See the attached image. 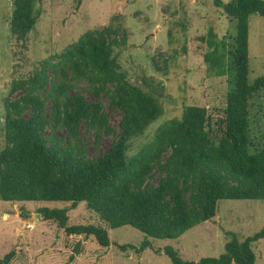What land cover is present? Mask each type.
Segmentation results:
<instances>
[{
    "label": "trees",
    "instance_id": "1",
    "mask_svg": "<svg viewBox=\"0 0 264 264\" xmlns=\"http://www.w3.org/2000/svg\"><path fill=\"white\" fill-rule=\"evenodd\" d=\"M213 3L236 22L233 47L218 39L212 26L200 37L208 47L203 59L209 69L217 76L229 75L224 116L217 130L206 107L186 105L179 118L165 121L152 140L129 157L128 141L143 134L162 115L163 107L120 70L114 48L126 42L122 26L89 30L69 44L56 63L44 62L35 69L22 86V95L8 104L7 145L0 151V199L63 201L72 207L83 201L108 227L128 225L154 239H175L211 219L219 200H264V147L252 139L249 120L250 100L264 90V75L248 82V19L258 14L264 20V0ZM39 15L35 0H11L9 29L17 41L27 37ZM49 69L55 80L49 79ZM73 79L86 80L96 97L108 94L109 84L115 85L111 100L122 112L121 132L95 158L86 157L77 145L81 123L95 133L116 132L101 102L69 92ZM42 91L51 101L50 118ZM49 124L67 131L66 145L58 137L45 136ZM155 167L164 176L153 185L149 178ZM38 212L44 220L57 221L67 234L93 235L99 245L110 244L102 227L66 226L64 208L42 207ZM262 238L264 225L243 241L231 234L217 257L185 260L171 246L164 253L171 264H254L252 244ZM144 246H149L148 240ZM13 256L14 251H9L0 264H9Z\"/></svg>",
    "mask_w": 264,
    "mask_h": 264
},
{
    "label": "rangeland",
    "instance_id": "2",
    "mask_svg": "<svg viewBox=\"0 0 264 264\" xmlns=\"http://www.w3.org/2000/svg\"><path fill=\"white\" fill-rule=\"evenodd\" d=\"M223 3L233 0H221ZM40 15L24 40L11 34V0H0V151L5 140L8 104L22 95V86L44 62L56 63L58 55L86 31L102 30L119 23L127 39L114 48V55L126 79L155 96L163 113L143 134L128 141L127 155H135L149 143L165 121L179 118L186 105L204 106L213 129L224 116L229 75L217 76L204 61L207 45L200 40L212 26L218 39L234 46L235 19L224 14L213 0H35ZM49 79L56 74L48 70ZM264 75V20L258 14L248 19V82ZM70 93H80L89 102H101L108 124L115 134L95 133L81 123L77 145L85 156L104 153L118 137L122 112L112 102L111 90L94 96L86 80L73 79ZM49 89V85L47 86ZM47 93L45 114L50 118ZM28 116V112L24 113ZM251 137L264 147V90L249 105ZM49 139L63 145L68 133L62 127L45 128ZM164 173L155 167L149 183L156 185ZM42 207L64 208L66 226L95 225L107 231L110 244L99 245L93 235L67 234L57 221L44 220ZM0 258L9 251V264H171L164 248L171 246L181 258L197 261L217 257L235 234L239 241L252 236L264 225V200L222 199L215 215L186 230L175 239H154L125 225L110 228L85 202L72 207L63 201H4L0 199ZM37 214L41 215L38 219ZM148 240L149 246L142 247ZM121 246L125 248L122 249ZM254 264H264V238L252 244ZM234 264V263H232Z\"/></svg>",
    "mask_w": 264,
    "mask_h": 264
},
{
    "label": "water",
    "instance_id": "3",
    "mask_svg": "<svg viewBox=\"0 0 264 264\" xmlns=\"http://www.w3.org/2000/svg\"><path fill=\"white\" fill-rule=\"evenodd\" d=\"M2 214H3V212L0 211V215H2ZM37 217H38V219H41V215L40 214H37Z\"/></svg>",
    "mask_w": 264,
    "mask_h": 264
}]
</instances>
